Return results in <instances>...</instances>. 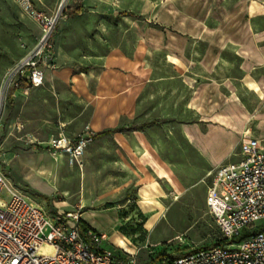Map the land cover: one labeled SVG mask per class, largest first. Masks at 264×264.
<instances>
[{"label":"rangeland","instance_id":"obj_1","mask_svg":"<svg viewBox=\"0 0 264 264\" xmlns=\"http://www.w3.org/2000/svg\"><path fill=\"white\" fill-rule=\"evenodd\" d=\"M33 1L60 16L59 67L42 87L1 95L5 72L41 31L14 0H0V172L7 182L47 213L80 207L82 221L108 236L102 247L135 264H151L169 247L177 256L220 244L205 205L213 168L186 134L240 125L264 142V0ZM77 6L81 14L68 16ZM113 51L128 68L113 62ZM87 67L89 79L81 76ZM105 68L126 77L122 113L114 133L94 139L82 168L71 169L49 154L46 139L108 130L94 98ZM137 136L156 166L138 162Z\"/></svg>","mask_w":264,"mask_h":264},{"label":"built area","instance_id":"obj_2","mask_svg":"<svg viewBox=\"0 0 264 264\" xmlns=\"http://www.w3.org/2000/svg\"><path fill=\"white\" fill-rule=\"evenodd\" d=\"M14 1L41 32L33 49L5 72L1 95L7 98L23 83L42 87L44 72L57 69L59 14L37 9L31 0ZM94 139L91 130L74 137L59 133L46 140L45 149L70 168L81 169ZM239 147L241 159L216 169L206 191L205 205L223 243L177 256L170 250L169 264H264V142L244 131ZM7 181L0 172V264H135L102 247L108 242L105 233L84 231L80 207L47 213ZM42 247L51 252H41Z\"/></svg>","mask_w":264,"mask_h":264},{"label":"crops","instance_id":"obj_3","mask_svg":"<svg viewBox=\"0 0 264 264\" xmlns=\"http://www.w3.org/2000/svg\"><path fill=\"white\" fill-rule=\"evenodd\" d=\"M31 1L34 3L33 0ZM55 51H56V63L58 69L59 51L58 48H56V45H55ZM119 54H120L119 52L113 51L110 58L117 66L121 67L120 68L121 70L128 68V66L127 67L125 66L126 61H124V59H121ZM111 59H108L106 61V64H108L109 60ZM57 69L55 71L44 72L45 83L48 81L49 78H52V76L57 71ZM121 70H110L109 68L108 69L105 68L103 70V73L98 75L96 81L98 91H100L99 93H101L100 97L97 96L94 97L96 104H98L96 112H97V116H100L101 119H103V122H105L104 123L105 125H103V127L108 128V130H110V127L113 128L116 125L119 115L122 113V109H121L122 102L120 96H122L121 94L124 93V89H125L124 82H126V77H124V73H122ZM90 72L91 69L87 67L81 72V76L89 79V77L93 76V73L90 74ZM111 76L113 78H110ZM83 77H78V80L84 81ZM30 89H36V88H28V90ZM20 91H26V90L17 89L14 91L12 95H14L15 93L17 94ZM95 127L98 128L97 125ZM241 127L242 126L240 125L230 126L229 128L227 127L223 128L222 126H220L222 131L213 130L210 132L208 131L206 133L196 131L193 128V130L189 134H186L187 142L192 147H194L195 150L198 152V154L213 168V170L209 172L207 175L208 184L210 181V176L216 171V169H218L220 166L223 165L236 163L241 159L239 137L238 139L236 138V134L237 135L241 134V129H242ZM231 128L234 131H231L230 130ZM68 137H73V136H68ZM137 141H138L137 148L138 151L141 153V157L138 162H140L141 165L144 167L150 164L156 166L158 161L156 155L153 153V150L149 147V145L145 143V140L143 138L137 136ZM233 158H235L236 160L232 161L231 159ZM159 169L161 172L164 173L162 175L164 176L169 175V171L166 168L162 167V165L159 166Z\"/></svg>","mask_w":264,"mask_h":264},{"label":"trees","instance_id":"obj_4","mask_svg":"<svg viewBox=\"0 0 264 264\" xmlns=\"http://www.w3.org/2000/svg\"><path fill=\"white\" fill-rule=\"evenodd\" d=\"M81 12H82V7L81 6H77L74 11H72L71 13L68 14V16H70V17L79 16L81 14ZM26 88H29V85L27 83L21 84L18 88L13 89L10 92V94L8 96V99H11V96L14 93L15 90H17V89H26ZM112 133H114L113 130H106V131H103V132H99V133L95 134V139H99V138H101V137H103L105 135H109V134H112ZM80 224L83 227L84 231L92 229L88 225H86L82 220L80 221ZM221 243H223V242H221ZM170 250H171L170 247L164 249L162 251V253L158 257L152 258L151 264H169L167 262V260H168L167 258H169V255L167 254V252H169Z\"/></svg>","mask_w":264,"mask_h":264},{"label":"bare ground","instance_id":"obj_5","mask_svg":"<svg viewBox=\"0 0 264 264\" xmlns=\"http://www.w3.org/2000/svg\"><path fill=\"white\" fill-rule=\"evenodd\" d=\"M44 248H45V249H44ZM41 251H42V252H44V251H50V248H48V247H42Z\"/></svg>","mask_w":264,"mask_h":264}]
</instances>
